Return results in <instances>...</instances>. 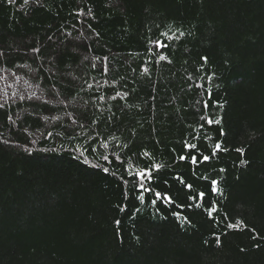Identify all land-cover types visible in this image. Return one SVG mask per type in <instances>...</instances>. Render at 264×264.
I'll return each mask as SVG.
<instances>
[{
	"label": "trees",
	"instance_id": "trees-1",
	"mask_svg": "<svg viewBox=\"0 0 264 264\" xmlns=\"http://www.w3.org/2000/svg\"><path fill=\"white\" fill-rule=\"evenodd\" d=\"M169 29L185 33L164 50L172 63L141 74L147 38ZM202 56L214 80L200 82L224 105L209 101L222 124L205 131L230 151L193 173L176 156L198 122L199 97L182 89ZM116 91L129 95L97 113L92 94ZM0 104V264H264V239L251 231L222 235L217 247L220 228L188 206L192 193L173 179L207 191L198 177L215 167L224 189L218 219L227 213L264 237V0H0ZM97 133L110 147L127 143L121 154H139L140 167L163 165L153 193L174 203L153 205L152 193L141 203L131 184L74 159L73 146Z\"/></svg>",
	"mask_w": 264,
	"mask_h": 264
},
{
	"label": "snow or ice",
	"instance_id": "snow-or-ice-1",
	"mask_svg": "<svg viewBox=\"0 0 264 264\" xmlns=\"http://www.w3.org/2000/svg\"><path fill=\"white\" fill-rule=\"evenodd\" d=\"M10 3H15V0H9ZM24 4H28L30 0H23ZM89 12L91 9L88 10ZM77 15H84L83 12L77 13ZM81 23V21H77ZM185 36L183 31L171 32L168 31H160L158 35L155 37H148L146 43V55L149 59L144 61V64L139 67V71L141 74L148 75L149 74V65L152 63L159 64L162 61H166L167 63H172V61L165 54L166 49H169L173 45V41L179 42L181 38ZM39 51L38 49L36 50ZM152 58H155L154 60ZM201 61L203 62L194 70L195 74L189 73L186 77L187 84L186 88L182 89L187 93L192 94L193 96L199 97L195 100L196 112L199 113L198 122L194 125L189 124L190 132L189 134L181 140L182 144V152L176 156V162H188L193 168V173L196 172V169L200 168L201 165H210L213 160L219 161L221 153H227L230 151L229 147L221 140H214L212 136L208 135L205 131V126L211 128L213 125H221L222 124V116L214 115L210 112L209 101H212L211 108L212 109H222L224 107L219 101H215L212 99V91L211 89L206 87V83H212L214 80V76H209L204 73V65L207 64L208 58L206 56H202ZM93 68H97V65H93ZM107 65L103 66L102 74L107 76L108 74ZM123 79V78H121ZM200 81H206V83H201ZM98 86L103 88L104 85L97 82ZM88 89H93L92 84H88ZM199 90V91H197ZM129 95L128 92L121 93L120 91H116L115 95H105L100 94L98 92L93 93L91 96V104L95 107L97 113L103 112V109L98 107L97 105H103L107 100H118V99H126ZM206 97V98H205ZM85 103H89V101H85ZM3 105L0 104V108ZM109 111H111V106H109ZM184 111H188L187 108ZM101 122V116H97L91 121L93 126H98ZM73 125H77V121L73 119ZM78 127L83 130L87 127L86 124L81 123ZM201 134L203 136V143L206 145H210L205 150L204 147H201ZM48 136H52L53 133L49 132ZM220 135L224 136L225 133L223 128L221 127ZM79 139V137H77ZM115 137H113V140ZM127 143L125 144H115L113 147H110L109 141L105 138L104 140L100 139V134L96 135H86L84 137V142L80 144L79 147L73 146L72 151L75 153L74 159L80 160L82 163L94 167L96 169L102 170L105 175H113L117 177L120 181H122L125 185L131 184L132 192L135 194L136 199H138L141 203L144 202L145 196L148 193H152L154 195V199L151 201L153 205L156 204L157 201L165 200L168 204H173L174 201L170 195L167 193H161L156 191L153 193L152 182L154 179L153 174L161 171L163 165L159 163H146L143 167L139 165L142 163L139 154H121L122 148H127ZM175 152V149H173ZM235 151L239 153L241 156L244 155V148H236ZM133 155L136 157L135 160H132ZM151 154L148 151L143 152V157H149ZM89 157H92L97 160H102L107 167H102L99 163L92 165L90 163ZM127 157V158H125ZM132 163H129V161ZM248 161L246 159L240 160V165H247ZM217 169L215 167L211 168L207 174H200L199 179L205 182V187L207 191L201 189H193V185L186 183L184 178L180 175L173 176V179L179 181L184 187L192 193L188 196V200L191 202L188 206L192 207L193 204L196 208L202 209L206 214L207 219L212 221L214 226L220 228V234L215 235V241L217 247L220 246L221 236L227 235L229 232L236 231L240 232L243 230H248L253 232L252 239H264V237H259L258 234L255 233V229H249L248 225L242 219H233L225 213L222 218L218 219L220 215V203L222 198H224V189L222 186V177L213 176L211 173L216 172ZM219 173L226 172V169L220 167L218 169ZM127 177V178H126ZM206 197L208 198L206 200ZM177 207L183 208V205H177ZM126 210L125 207H121L120 211L123 212ZM137 211H139L137 209ZM177 217L178 220L183 219L185 223H190L187 217H182L178 213H173ZM116 225L119 226L120 221H115ZM260 245L257 244L256 247ZM245 249L241 248V251Z\"/></svg>",
	"mask_w": 264,
	"mask_h": 264
}]
</instances>
